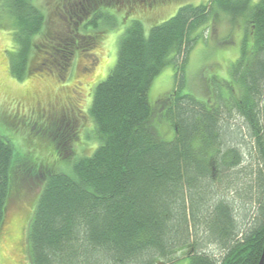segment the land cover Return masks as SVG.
<instances>
[{"label": "trees", "instance_id": "trees-1", "mask_svg": "<svg viewBox=\"0 0 264 264\" xmlns=\"http://www.w3.org/2000/svg\"><path fill=\"white\" fill-rule=\"evenodd\" d=\"M98 1L84 0L88 6ZM78 4L77 11H84L82 1ZM0 8L3 26L7 14L11 27V76L22 80L39 71L63 78L73 50L62 41L35 42L45 16L34 0H0ZM77 11L71 13L79 21ZM218 13L231 25L244 20L240 56L229 72L244 95L238 98L230 89L223 95L216 87L213 101H208L183 93L184 70L198 39L195 31ZM102 15L98 12L84 23L83 30L89 31L85 34L78 32L81 22L74 20L73 41L87 39L90 47L100 41L106 33L98 28ZM115 20L108 25L115 27ZM167 66L174 67L175 86L163 113L173 128L172 140L157 132L148 98L153 79ZM263 86L264 0L184 4L148 31L132 19L118 37L113 67L93 89L87 113L98 146L90 156L69 162L71 170L66 172L49 167L19 145L15 151L11 141L0 137V232L9 200L19 195L29 177L36 178L40 188L30 218L24 215L29 218V264H176L184 259L187 264H258L264 243V201L259 197L264 182V105L258 102ZM229 99L245 120L263 164L255 176L259 208L247 211L242 226L214 185L239 162L237 149L226 146L232 139L224 110ZM37 136L48 149L52 143L59 148L52 137ZM75 141L66 144V157L57 149L62 159H70ZM209 243H216V254L206 249Z\"/></svg>", "mask_w": 264, "mask_h": 264}, {"label": "rangeland", "instance_id": "rangeland-1", "mask_svg": "<svg viewBox=\"0 0 264 264\" xmlns=\"http://www.w3.org/2000/svg\"><path fill=\"white\" fill-rule=\"evenodd\" d=\"M80 1L85 6L84 11H77L78 8L81 9L78 4ZM208 1L110 0L107 3L106 0L103 2L100 0L88 6L84 0H34L45 16L43 32L35 36V42L42 45L49 43L50 40L52 43L62 41L69 43L73 50L70 67L66 66L62 80L55 73H40L39 71L32 72L22 80L11 76L8 71V54L12 50V39L11 27H8L9 21H7L6 14L5 26H3L5 20L0 19V137L11 141L15 151L19 145L23 152L37 154L41 160H46L49 167L70 171L71 164L69 162L82 156H90L98 146L91 118L88 117V128L82 133L80 132L83 134L81 140L78 138L79 140L77 139L73 144L74 153L69 156L70 159H62L53 143L49 145L50 149H48L45 147L46 142L41 143V138L37 136L41 133L36 135L37 125L46 121L39 116L40 104L47 103V101L55 103L57 102L55 97L61 98V105L77 100L81 103L84 115L83 109L86 104L89 107L94 87L105 79L113 67L117 54L118 37L132 19L139 20L145 31H148L149 27L173 16L182 5H197ZM75 3H77V7H71ZM74 10L81 17L79 21L74 13H71ZM86 11L87 13L84 14ZM98 12L103 13L102 18L97 19L98 28L106 30L102 39L92 47H90L91 42L87 39L79 37V43L73 41L72 35L75 27L73 21L81 22L78 26L80 27L79 33L82 31L84 34L89 33V31H85L87 24L84 23ZM114 19H116L115 27L112 28L108 24L114 22ZM243 25V19H239L234 25H231L225 15L218 13L210 18L207 24L195 31L194 35L198 36V39L190 50L185 65L184 80L186 85L183 93L189 92L199 99L213 101L216 87H221L220 92L218 91L220 94L226 95L225 92H230V89L232 93H236L238 98L244 95L243 89H238L236 84L231 81L232 77L229 73L231 65L240 56L239 45ZM82 27H85V30ZM48 34L54 39H49ZM37 61L38 59L35 57L32 61L33 65ZM41 70L44 71L43 68ZM173 73V66L165 67L153 79L148 92L149 101L154 108V126L166 140L173 138V128L163 113L166 98L175 86ZM36 97L40 100L37 105L34 103ZM258 97L259 104L263 106L264 86L261 87ZM69 98L70 100H68ZM222 100L224 99H220V101ZM225 101L227 100H224L223 103ZM82 103H85L83 107ZM232 105L233 103H230L229 99L224 108L225 114H228L226 118H229L226 121L230 126L229 136L232 138L229 139L226 146H233L237 149L239 162L234 165L235 168L229 167L225 172L227 176L217 178L214 185L216 194L228 199L236 224L242 226L249 218V215L245 216L247 211L250 210V213H253V210L259 208V204L255 200V176L257 169L262 170L263 164L257 157L256 146L249 135L245 120L238 115ZM75 114L78 113L75 112ZM42 136L44 137V135ZM37 141L42 145L36 144ZM66 146L60 144L58 148L61 154H64L63 157L67 155ZM65 159L68 162H65ZM32 179L29 181V177H27V183L20 185L19 195L11 197L7 205L6 220L9 222L5 221L1 230L7 239L0 247V264H29L26 234L36 196L40 191L37 179ZM227 184L229 185L227 186ZM259 192H261L260 199L264 201V182L259 186ZM25 214L29 218L26 219ZM13 220L16 221L15 228H13ZM206 249L210 253L218 252L216 243H209ZM176 264H187V260H181Z\"/></svg>", "mask_w": 264, "mask_h": 264}, {"label": "flooded vegetation", "instance_id": "flooded-vegetation-1", "mask_svg": "<svg viewBox=\"0 0 264 264\" xmlns=\"http://www.w3.org/2000/svg\"><path fill=\"white\" fill-rule=\"evenodd\" d=\"M73 93L76 94V92ZM55 98L57 99L55 103L47 101V103L40 104L41 107L38 108L39 116L43 117L46 121L41 123L38 132L44 136L52 137L57 144L56 146L60 147V144L66 145L70 141L77 140L79 134L88 128V104L83 109L85 113L83 115L81 103L77 100H73L72 102L68 101L65 105H61V98ZM39 102L40 100L36 97L34 103L37 105ZM84 105L85 103H82V107ZM75 112L78 114H75Z\"/></svg>", "mask_w": 264, "mask_h": 264}, {"label": "snow or ice", "instance_id": "snow-or-ice-1", "mask_svg": "<svg viewBox=\"0 0 264 264\" xmlns=\"http://www.w3.org/2000/svg\"><path fill=\"white\" fill-rule=\"evenodd\" d=\"M15 226H16V221L13 220V228H15ZM5 239H7V237L3 234V232H0V247H2L3 241Z\"/></svg>", "mask_w": 264, "mask_h": 264}, {"label": "water", "instance_id": "water-1", "mask_svg": "<svg viewBox=\"0 0 264 264\" xmlns=\"http://www.w3.org/2000/svg\"><path fill=\"white\" fill-rule=\"evenodd\" d=\"M258 264H264V243H263L262 253H261Z\"/></svg>", "mask_w": 264, "mask_h": 264}]
</instances>
